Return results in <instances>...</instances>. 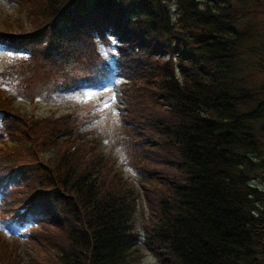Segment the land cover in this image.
<instances>
[{
	"label": "trees",
	"instance_id": "trees-1",
	"mask_svg": "<svg viewBox=\"0 0 264 264\" xmlns=\"http://www.w3.org/2000/svg\"><path fill=\"white\" fill-rule=\"evenodd\" d=\"M10 1L26 21L0 28V44L27 60L5 82L31 87L44 76L67 90L120 77L141 190L101 171L80 114L34 118L0 89V226L36 245L32 260L133 264L142 242L157 264H264V86L246 87L259 55L243 48L254 35L248 0ZM111 36L114 67L98 48ZM59 142L77 144L50 162L43 153ZM139 196L142 240L132 222ZM2 234L8 264L17 254Z\"/></svg>",
	"mask_w": 264,
	"mask_h": 264
},
{
	"label": "rangeland",
	"instance_id": "rangeland-1",
	"mask_svg": "<svg viewBox=\"0 0 264 264\" xmlns=\"http://www.w3.org/2000/svg\"><path fill=\"white\" fill-rule=\"evenodd\" d=\"M234 3V0H231ZM249 1V2H248ZM247 3L252 6L253 12L248 14L250 25L252 26L253 37L246 41L243 48L253 46L264 52V0H248ZM174 14L175 7L170 8ZM25 13L18 9V5L10 0H0V28L17 29L18 25H24ZM244 23V22H243ZM115 36H111L110 42L99 41L98 48L114 66ZM258 50V58H254L249 69L248 83L246 87L259 89L264 86V53ZM262 54V56H261ZM261 60L259 61V58ZM27 57L21 50L12 49L0 45V89L6 95L13 98V105L16 110L22 114L31 115L34 118H48L50 116L58 117L64 113L80 114L84 125L81 131H88L87 139H90V145L94 146L95 151H102L104 156V169L101 171L105 175H111L118 171L127 183L136 188L140 193L137 172L130 160V154L127 151L123 132L122 114L120 107V83L122 79L116 76L109 78L99 85L92 86L83 84L71 89H61L55 87L44 76L37 77L31 87L18 86L11 87L5 82L9 77L7 73L11 71V65L19 68ZM14 75H16V71ZM26 70L21 72L24 76L29 74ZM20 75V76H21ZM256 102L241 107L242 110H251L256 107ZM264 124V121H260ZM77 143L62 147L61 142L52 145L47 149L43 156L53 162L63 151L74 150ZM95 151L90 153L95 154ZM90 157V154L86 155ZM264 186V184H262ZM139 190V191H138ZM141 196L137 199L136 210L134 211L132 222L133 229L139 233L141 240L144 237V224L149 222L148 208ZM0 232L4 234L5 243L9 249L13 247L16 256L8 258V264H36L32 260L35 254L36 245L29 242L26 236L11 234L5 232L0 226ZM2 234V235H3ZM15 236V237H14ZM4 247H2V251ZM1 254V253H0ZM131 262L133 264H157L156 258L144 247L142 242L138 244V250L132 252Z\"/></svg>",
	"mask_w": 264,
	"mask_h": 264
},
{
	"label": "water",
	"instance_id": "water-1",
	"mask_svg": "<svg viewBox=\"0 0 264 264\" xmlns=\"http://www.w3.org/2000/svg\"><path fill=\"white\" fill-rule=\"evenodd\" d=\"M262 247H263V249H264V237H263V241H262Z\"/></svg>",
	"mask_w": 264,
	"mask_h": 264
}]
</instances>
